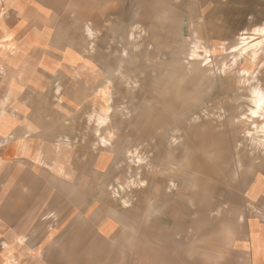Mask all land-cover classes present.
<instances>
[{"label":"rangeland","instance_id":"rangeland-1","mask_svg":"<svg viewBox=\"0 0 264 264\" xmlns=\"http://www.w3.org/2000/svg\"><path fill=\"white\" fill-rule=\"evenodd\" d=\"M47 1L0 0V264H72L78 189L85 241L177 203L202 242L264 174V28L207 34V1Z\"/></svg>","mask_w":264,"mask_h":264},{"label":"crops","instance_id":"crops-1","mask_svg":"<svg viewBox=\"0 0 264 264\" xmlns=\"http://www.w3.org/2000/svg\"><path fill=\"white\" fill-rule=\"evenodd\" d=\"M88 1L67 0L80 5ZM94 1L98 3L99 0ZM109 1L147 4L152 0ZM184 1L193 4L207 1V34L222 35L229 27L231 34L264 28V0ZM141 10L148 11L146 6L140 7ZM77 16L87 17L83 12ZM44 17L49 18L48 13ZM145 17L140 12L138 18L142 20ZM103 95L108 103V91ZM108 139H112V133ZM30 148L29 152L33 145ZM134 153L136 155L137 151ZM251 180L248 186L235 193V197L232 196L230 205L222 204L224 208L219 209V219H210L209 224L204 222L202 242L198 244L195 241L197 223L189 220L188 224H181L177 203L139 204L140 211L146 212L142 218L125 213L128 206L120 215L115 214L119 217L99 218L98 215L91 220L93 230L92 234L88 233L91 240L85 241L79 222L95 210L82 202L81 190L78 189L76 197H73L79 211L74 224L75 236L70 240L72 250L68 253L71 255L67 254L66 258H73L72 264H264V174H255Z\"/></svg>","mask_w":264,"mask_h":264},{"label":"bare ground","instance_id":"bare-ground-1","mask_svg":"<svg viewBox=\"0 0 264 264\" xmlns=\"http://www.w3.org/2000/svg\"><path fill=\"white\" fill-rule=\"evenodd\" d=\"M251 117H253V116H251ZM102 140H104V139H102ZM129 155L131 156V155H135V153L134 152H131V153H129Z\"/></svg>","mask_w":264,"mask_h":264}]
</instances>
